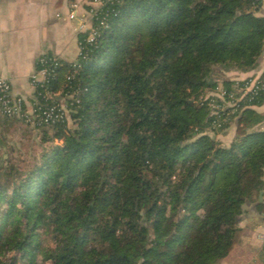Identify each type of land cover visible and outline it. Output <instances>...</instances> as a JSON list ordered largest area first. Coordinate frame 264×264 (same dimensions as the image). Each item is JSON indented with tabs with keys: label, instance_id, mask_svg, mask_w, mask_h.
I'll return each instance as SVG.
<instances>
[{
	"label": "trees",
	"instance_id": "trees-1",
	"mask_svg": "<svg viewBox=\"0 0 264 264\" xmlns=\"http://www.w3.org/2000/svg\"><path fill=\"white\" fill-rule=\"evenodd\" d=\"M106 1L94 41L81 33L77 61H59L49 85L73 97L68 121L33 128L63 144L22 173L0 157V264L18 263L8 248L27 264H219L264 190V94L218 131L202 101L237 84L216 69L257 66L262 0ZM237 124L252 133L215 140ZM45 234L54 248L37 244Z\"/></svg>",
	"mask_w": 264,
	"mask_h": 264
},
{
	"label": "crops",
	"instance_id": "crops-1",
	"mask_svg": "<svg viewBox=\"0 0 264 264\" xmlns=\"http://www.w3.org/2000/svg\"><path fill=\"white\" fill-rule=\"evenodd\" d=\"M103 0H0V77L7 79L15 96L22 97L28 104L35 99L32 76L37 62L48 56L63 64L77 61L80 55L79 26L91 28L89 11L99 8ZM76 12V18L70 14ZM264 15L262 9L257 16ZM215 79L220 84L225 81L240 83L256 78L264 80V51L257 66L248 72L238 70L224 71L216 69ZM216 90H209L207 97L215 96ZM262 123L255 131L264 133V104L254 107ZM17 124L15 121H11ZM10 122V123H11ZM19 125V124H18ZM21 125V124H20ZM252 132L245 125H232L224 134L215 136V140L224 146H230L236 137H244ZM259 195H253V206L259 203ZM257 207L252 213L250 208L242 214L240 228L243 231L241 243L219 264H264V212ZM243 219V220H242Z\"/></svg>",
	"mask_w": 264,
	"mask_h": 264
},
{
	"label": "built area",
	"instance_id": "built-area-1",
	"mask_svg": "<svg viewBox=\"0 0 264 264\" xmlns=\"http://www.w3.org/2000/svg\"><path fill=\"white\" fill-rule=\"evenodd\" d=\"M104 6L105 0L101 2L99 8H92L89 11L91 21L100 15L99 10ZM75 16L76 12L72 14L71 19ZM80 32H90V42H93L96 37L93 24L91 28L83 25ZM38 62L41 68L37 69L32 76V83L35 95L37 93L42 95L43 101L37 97L34 102L28 104L24 98L13 95L10 82L0 77V116L19 120L35 129L48 128L68 121L70 110L67 101L73 100V97H62L60 92H53L49 89V85L56 80L55 71L59 67V61L54 58L41 57ZM37 88L45 90L44 93L40 94ZM262 94H264V80L252 78L237 83L230 93L222 88L215 96L203 99L202 103H206L214 117L211 129L223 130L234 117L241 113L243 104L252 102Z\"/></svg>",
	"mask_w": 264,
	"mask_h": 264
},
{
	"label": "rangeland",
	"instance_id": "rangeland-1",
	"mask_svg": "<svg viewBox=\"0 0 264 264\" xmlns=\"http://www.w3.org/2000/svg\"><path fill=\"white\" fill-rule=\"evenodd\" d=\"M72 14L73 13L70 14V18ZM76 16L73 19H75ZM82 26L83 25L79 26V31ZM10 122L0 120V157L2 158L4 166H9L11 168L14 167L21 173L25 172L35 163L39 162L40 155L47 149H51L53 146H61L63 144L58 140L44 142L43 136L35 129L20 125L18 121L17 124ZM68 124L70 127L74 126L71 119ZM1 207L3 208V205ZM37 244H40L45 248H54L56 245L55 239L46 234L39 238ZM1 254L7 259L11 257L16 258L18 262L17 264H27V262L23 263L24 260L21 256L22 253L12 251V249H5ZM36 261L37 264H45L42 261L41 256H39Z\"/></svg>",
	"mask_w": 264,
	"mask_h": 264
},
{
	"label": "water",
	"instance_id": "water-1",
	"mask_svg": "<svg viewBox=\"0 0 264 264\" xmlns=\"http://www.w3.org/2000/svg\"><path fill=\"white\" fill-rule=\"evenodd\" d=\"M262 181L264 182V177H263ZM263 198H264V190L260 192V195H259V203L255 204V205H253V206H249L248 203H245V204L242 206V211H243V213H246V211L248 210V208H250V211H251L252 213L257 212V207H258V205H259L260 203L263 202ZM242 220H243V219H242Z\"/></svg>",
	"mask_w": 264,
	"mask_h": 264
}]
</instances>
